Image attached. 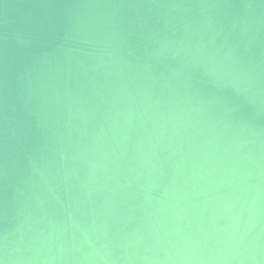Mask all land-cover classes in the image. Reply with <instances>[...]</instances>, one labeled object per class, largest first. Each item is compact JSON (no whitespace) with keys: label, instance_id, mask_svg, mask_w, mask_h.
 I'll return each mask as SVG.
<instances>
[{"label":"water","instance_id":"95a60500","mask_svg":"<svg viewBox=\"0 0 264 264\" xmlns=\"http://www.w3.org/2000/svg\"><path fill=\"white\" fill-rule=\"evenodd\" d=\"M0 264H264V0H0Z\"/></svg>","mask_w":264,"mask_h":264}]
</instances>
